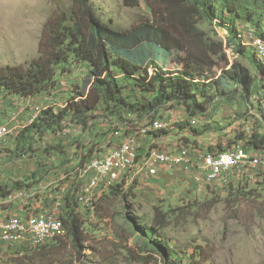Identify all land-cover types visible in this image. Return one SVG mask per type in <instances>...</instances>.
<instances>
[{
  "label": "rangeland",
  "instance_id": "rangeland-1",
  "mask_svg": "<svg viewBox=\"0 0 264 264\" xmlns=\"http://www.w3.org/2000/svg\"><path fill=\"white\" fill-rule=\"evenodd\" d=\"M88 2L106 23L121 31L152 21L158 12L152 11L146 0H132L134 6L128 0ZM75 3L76 0H0V67L27 66L37 58L50 21ZM157 18L161 20V16ZM238 26L247 33L251 25ZM198 27L210 41L226 45L225 29L204 20L199 21ZM250 37L257 39L254 34ZM242 38L247 45L246 56L235 55L231 49L223 50L226 58L229 56L228 62H221L209 77L219 76L221 68L229 67L230 60H236L250 70L256 84H260L259 89L245 98L240 87L228 97L211 100L206 113L196 116L189 115L182 105L169 104L156 116L163 121L154 119L170 133L159 139L154 138L155 132L151 130L144 134L147 125L152 127L151 118L139 120L137 128L141 137H134L132 144L146 171L145 158L148 159L151 148H158L157 151L170 156L186 154L192 156V160H187V166L161 172L149 179L146 176L140 179L141 174L130 185H125L122 180L115 185L102 181L93 206L79 205L73 211L83 221L82 229L87 237L85 248L79 253L65 226L62 233L47 244L61 245L54 254L58 258L56 264H165L164 249L169 250L178 264H197L200 259L209 261L199 264H264V177H258L264 176L260 170L264 168H259L252 160H245L237 166V171L218 181V178L211 180L210 172L205 174L201 167L206 153L220 152L219 146L226 149L228 145L230 148L239 145L236 142L241 134H264V75L257 71L254 63L264 66V57L258 50L255 53L263 61L255 57L252 43ZM154 54L156 61L166 69L186 68L184 53L176 51L167 56V52L156 49ZM165 59H168L166 63ZM89 70L88 64L71 59L58 70V85L51 93L37 95L31 100L2 94L0 117L10 119L11 126H19L18 138L42 109H63L85 84ZM123 94L131 100L144 98L132 82L128 83ZM37 106L41 110L33 113ZM116 124L115 119L96 110L88 128L65 123L61 132H50L34 144L33 153L12 154L11 151L16 149V137L1 142L0 185L20 182L26 185L22 188H28L25 193L34 190V194L20 196L16 195V190L7 203L0 197V211L8 206L13 209L31 206L48 215L57 210V204L53 206L51 199L62 195L60 212L55 213L59 218L64 201L75 197L78 184H82V178L86 177L82 173L85 168H79L82 155L90 148L95 150L93 157L106 154L138 130L131 129L125 136L123 126H120L119 134L115 131ZM181 125L187 129L181 130ZM47 147L50 153L45 152ZM185 148L188 152L175 154ZM172 158L170 165L182 166V157ZM144 169L140 168V173L145 172ZM238 170L248 174L240 175ZM86 186L84 184V188ZM44 206L47 208L43 209ZM156 210L167 216L169 226L161 233L163 238L154 235L149 239L144 230L152 225ZM65 216L68 219L67 213ZM8 246H0V264H17L18 253L28 251H16Z\"/></svg>",
  "mask_w": 264,
  "mask_h": 264
},
{
  "label": "trees",
  "instance_id": "trees-1",
  "mask_svg": "<svg viewBox=\"0 0 264 264\" xmlns=\"http://www.w3.org/2000/svg\"><path fill=\"white\" fill-rule=\"evenodd\" d=\"M128 1L130 5H136L132 0ZM146 2L152 11H158L157 17L161 16V20L156 17L150 22L121 31L106 23L92 9L88 0H76L72 8L50 21L48 34L41 42L40 55L37 58L27 66L0 67V96L9 94L24 99L54 91L58 85V70L71 59L86 63L90 67L87 81L76 92V96L61 110L54 107L42 109L38 119L20 133L12 154L33 153L34 144L50 132H61L65 123L88 128L96 110H101L106 116L115 119V131L119 134L120 126H123L125 136H128L131 129H138V121L141 119L151 118L150 124L154 119L162 120L156 116L169 104L182 105L189 115L196 116L206 113L211 100L228 97L229 93L240 87L245 98H249L259 89L260 84H256L250 70L236 60H230L231 65L221 68V74L214 79H210L209 73L221 62H228L229 56L226 58L223 52L225 49L233 50L235 55L246 56L247 45L242 38L246 36V32H243L238 24L251 25L249 28L253 32L250 34L264 41V0ZM200 20L209 21L225 29L226 45L223 42L222 45L210 41L198 27ZM156 49L167 52V56L176 51L184 53L186 68L166 69L156 61ZM252 52L260 59L254 48ZM167 60L165 59L164 63ZM254 63L257 71L264 75V66L257 65L255 61ZM129 82L139 89L144 98L131 100L123 94ZM128 116H133L134 119ZM163 128L152 131L155 132V139L170 135ZM180 129L187 128L181 125ZM138 131L139 129L136 133ZM147 132L149 131L144 128L145 135ZM114 134L112 133L113 136ZM200 135L201 133H198V136ZM140 137L141 135L138 136ZM236 143L244 145L247 151H259V154L264 156V134L243 133L238 136ZM230 146L226 149L219 146L220 152L230 149ZM45 152L50 153L48 147ZM94 153L93 148L88 149L85 155H82L79 168L84 167V163L91 159ZM261 171L264 173V170ZM23 185L20 182L0 185V197L8 198L7 196L20 190ZM72 197L71 201L65 198L59 219L63 222L64 229L65 226L68 228L75 248L81 253L87 237L82 229L81 217L73 212L79 208L78 196ZM168 226L167 216L156 210L152 225L144 232L149 239L154 235L163 238L161 233ZM60 246L46 244L41 249L18 253L20 258L17 257V264H56L58 258L54 254H57ZM162 255L165 264H178L169 250L164 249ZM202 261L208 262L209 259ZM202 261L200 259L199 262Z\"/></svg>",
  "mask_w": 264,
  "mask_h": 264
},
{
  "label": "built area",
  "instance_id": "built-area-1",
  "mask_svg": "<svg viewBox=\"0 0 264 264\" xmlns=\"http://www.w3.org/2000/svg\"><path fill=\"white\" fill-rule=\"evenodd\" d=\"M246 34L247 38L245 36V39L250 43H254V41H256L255 38L250 37V31H248ZM260 52L264 57V51ZM128 118L134 119L133 116H128ZM18 128L19 126H11L10 123L0 124V143H6L8 139H13V137H16ZM140 134L141 133H133L130 137H126L125 139H123V143L117 144L114 149H111L110 152L98 155L86 161L84 163L86 177L82 178V184H78L80 186L79 190L75 194V197H77L80 192L84 191V184H94L93 194H95V192L99 190L101 181H104V175H112L111 185L119 184L120 167H123V163H126L127 158L132 155V150L135 149V147H132V139L134 137H138ZM168 157H182V167L187 166V160H192V156H186V154H183V156H170L168 154ZM162 158L163 157H161L157 153L155 154V160L148 165L147 175H157L158 167L163 166ZM239 160H252L258 164L259 168H264V156L260 154L252 155V153L246 151L244 145H242L232 151L220 155L215 159L202 160V169L205 172H211V175H217L219 181L229 173L237 171V161ZM238 171L241 172L239 173L240 175H244L245 172H247L242 170ZM20 189L28 188L24 187ZM14 192L7 197H11L12 195H14ZM51 202H57V210L53 212V218H49V220H41L40 218H38V215H36V217H30L28 219H30L32 222H38V224H42L43 221L58 222L55 220V213L60 212V203L62 202L61 195H57L56 197L51 199ZM45 208H47V206L43 207V209ZM11 221H15V219H11ZM3 224L5 223L1 222V226ZM13 241H19L17 233H12V235H10L9 237L0 238V244H11V242Z\"/></svg>",
  "mask_w": 264,
  "mask_h": 264
},
{
  "label": "bare ground",
  "instance_id": "bare-ground-1",
  "mask_svg": "<svg viewBox=\"0 0 264 264\" xmlns=\"http://www.w3.org/2000/svg\"><path fill=\"white\" fill-rule=\"evenodd\" d=\"M251 46L254 47V50H258V52L261 54V57H263V54L260 51H264V41L260 40L259 38L254 41V43L251 44ZM40 111V107H35V111ZM42 111V110H41ZM41 111L38 113V115H34L32 120H30V124L34 123L38 117ZM159 123V124H158ZM158 124V125H157ZM164 126V125H163ZM162 123L158 120L152 121V127L149 128L146 127V131H155L159 130L162 127ZM144 131V130H143ZM148 133V132H147ZM241 144L230 148L224 152H220L218 154L214 153H206L204 156V160L209 159H215L219 157L220 155H223L229 151L234 150L235 148L240 147ZM132 147L134 145L132 144ZM114 149V148H113ZM158 148H151L148 151L149 157L153 160L155 158V154L157 153L162 158V164L170 165L173 161L172 157H168L167 154H164L160 151H157ZM139 160V155L136 149L132 150V155L127 158L126 163H123V167H120V174H119V182L123 180L126 176H128V172L134 168L135 163ZM154 161V160H153ZM245 160H239L237 161V166H239L241 163H243ZM82 173L86 175V170L82 169ZM209 178L211 180H215L218 178L217 175H211V172L209 174ZM104 181H108L112 183V175H104ZM102 182V181H101ZM94 191V184H87V186L84 188V191L80 192L77 200L79 205L85 206L90 205L93 206V203H95V194H93ZM23 192V191H21ZM96 193V192H95ZM22 194V193H20ZM19 194V195H20ZM17 195V194H16ZM24 194H22L23 196ZM21 196V195H20ZM30 196V195H29ZM89 203V204H88ZM52 211V210H51ZM59 214V213H58ZM38 215V218L41 220H49V218H53V213H48V215L42 213V212H36L34 214L27 215L25 217H12L9 219H0V238L9 237L12 235V233H17V237H19V241H13L11 244H7L11 247H24V251L36 249L37 247H40L44 244H48L51 241H54L64 230V224L63 222L55 217V220L58 222L53 221H43L42 224H38V222H32L30 217H36ZM11 219H15V221H11ZM1 222L5 223L1 226ZM41 232V237H40Z\"/></svg>",
  "mask_w": 264,
  "mask_h": 264
},
{
  "label": "crops",
  "instance_id": "crops-1",
  "mask_svg": "<svg viewBox=\"0 0 264 264\" xmlns=\"http://www.w3.org/2000/svg\"><path fill=\"white\" fill-rule=\"evenodd\" d=\"M12 96H14V95H12ZM14 97H18V96H14ZM20 98V97H19ZM21 99H24V98H21ZM32 98H28V99H24V100H31ZM9 118V117H8ZM4 123H10V119H7V118H5L4 116H1L0 117V124H4ZM11 124V123H10ZM17 138V137H16ZM183 152H188V150L187 149H184L182 152H177V153H175L176 155H180L181 153H183ZM141 153V152H140ZM251 153H252V155L254 154V155H256V154H259V151H255V150H252L251 151ZM147 156H148V159L146 160V158H145V161H146V164H150L151 162H153V161H151L152 159L149 157V155H148V153H147ZM163 166H159L158 167V173H157V175H155V176H150V175H146V173H148V171H146V169H144V166L143 165H141V160H137V162L135 163V165H134V168L131 170V171H129V173H128V176H126L122 181L123 182H125V185H130V182L135 178V179H137L138 178V176L139 175H141L139 178L140 179H143V176H146V179L148 178H151V177H156V176H158L161 172H168V171H172V170H175L176 168H178V167H182L181 165H176V164H173V165H166V164H162ZM168 167H173V168H168ZM202 167V166H201ZM140 168H141V170L142 169H144L145 170V172H143V173H140ZM251 169V168H250ZM250 169H248V171L250 170ZM140 170V171H139ZM260 170H264V169H260ZM204 173L206 174V172L204 171ZM252 173H254V172H252ZM246 174H248V172H245V174L244 175H246ZM243 175V176H244ZM121 181V182H122ZM24 190L25 189H20V190H18V194L17 195H19L20 193H22V194H24V195H30V197L34 194L33 192H34V190H28V192L27 193H25L24 192ZM21 191H23V192H21ZM22 194H20V195H22ZM9 198H11V197H8V198H6V199H3V197H1V201H2V199H3V202L4 203H7V202H9L10 200H9ZM61 198H63V196L61 195ZM0 204H1V202H0ZM53 204V206L54 205H56L57 203L56 202H53L52 203ZM36 212H39L38 210H36V209H34L33 207H31V206H29L28 208H24V207H18V209H13V207L12 206H8V207H6V208H3V209H1V211H0V219H9V218H12V217H16V216H20V217H25V216H27V215H30V214H34V213H36ZM25 215V216H24ZM0 246H8V245H6V244H0ZM8 247H10L12 250H16V251H24V247H11V246H8Z\"/></svg>",
  "mask_w": 264,
  "mask_h": 264
}]
</instances>
